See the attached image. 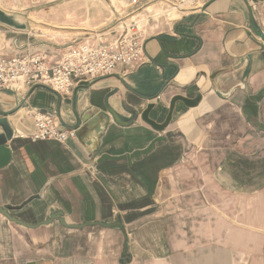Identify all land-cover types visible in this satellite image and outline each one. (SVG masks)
<instances>
[{"label":"crops","instance_id":"0c3cea01","mask_svg":"<svg viewBox=\"0 0 264 264\" xmlns=\"http://www.w3.org/2000/svg\"><path fill=\"white\" fill-rule=\"evenodd\" d=\"M113 6L0 0V56L30 50L55 62L60 46L116 17ZM147 6L156 22L136 67L69 95L0 90V117L14 129L0 206L29 224L52 214L116 224L30 228L0 213V264H264V0H210L176 19ZM178 95L201 98L177 100L161 130L143 120L152 103L149 117L163 123ZM32 108L55 112L75 135L23 136L34 131Z\"/></svg>","mask_w":264,"mask_h":264},{"label":"built area","instance_id":"2783aa9c","mask_svg":"<svg viewBox=\"0 0 264 264\" xmlns=\"http://www.w3.org/2000/svg\"><path fill=\"white\" fill-rule=\"evenodd\" d=\"M130 10V23L123 21L121 31L114 30V37L89 34L71 39L60 46L59 58L51 62L48 55L38 51H24L0 56V90L47 86L61 95H69L84 81H93L113 74L119 65L136 67L145 53L147 29L134 21L147 9L150 2L165 5L173 10H201L210 0H118ZM168 9L165 11L168 12ZM134 13H139L134 16ZM164 13V12H163ZM170 15V13H167ZM149 19V17H148ZM34 131L23 134L33 141L56 140L65 142L75 135V130L61 126L55 112L37 108L29 110Z\"/></svg>","mask_w":264,"mask_h":264},{"label":"water","instance_id":"95a60500","mask_svg":"<svg viewBox=\"0 0 264 264\" xmlns=\"http://www.w3.org/2000/svg\"><path fill=\"white\" fill-rule=\"evenodd\" d=\"M200 98H201V95H198L194 99L186 98V97L179 96V95L175 96L171 100L168 114H167L163 123L159 124L156 121H154L152 118L149 117V113H150L151 109L154 107V105L152 103L149 104L147 109L142 113V118L144 121L149 123L155 129L161 130L172 119L173 111H174L175 104H176L177 100H182L187 106H194L200 100ZM110 113L113 115V117L116 121L121 120V118L115 112L110 111ZM93 117H95L94 113L89 112L83 116V122H85V124H89L88 122H90ZM98 119H100V116H96L94 121H97ZM93 122H92V124H93ZM89 125L91 126V123ZM0 127H1V132H0V168H2V167H5L7 164H9V162L11 161V158H12V153H11V150L9 148L8 142L10 140H12V138H13L14 129L10 125L7 116H1L0 117ZM75 133H76V131H75ZM0 213L3 214L5 217H7L10 221L17 223V224H20V225H23V226H26V227H30V228L37 227L41 224H48L55 218H58L63 225H65L66 227H69V228H82V227L88 226V225H101V226H105V227H112V226L116 225L114 223H103V222L85 223V224H70V223H67L65 221V219L62 217V214H52L48 219H46L44 221H41L37 224H29V223L24 222L21 219H18L14 215H12L8 207H1L0 206Z\"/></svg>","mask_w":264,"mask_h":264},{"label":"rangeland","instance_id":"374dc122","mask_svg":"<svg viewBox=\"0 0 264 264\" xmlns=\"http://www.w3.org/2000/svg\"><path fill=\"white\" fill-rule=\"evenodd\" d=\"M114 9H116L117 11L119 10V14L117 13L116 17H114L110 22H108V24L104 25L101 28H97V29H91L89 31H87V34L82 35L81 37H85L86 35L89 34H105L107 32V36L106 38L110 39V36H114L116 34H112V31L116 30L117 31H121V26L123 25V21H127L126 23H130V17L133 16L132 14H130V11L126 8V6L122 3L119 2L118 0H114ZM148 10L149 12H141V15H139L138 17H135L134 21H138L140 25H142L143 27L145 26V29H147V27H153L154 23L153 19H148V17L150 15H153L156 11L154 10V8H150L149 6ZM168 9L167 6L163 9H160L161 12L163 10ZM165 15H167V13H170V15H168V18L171 19H176V18H180L181 16L187 14L186 12H189L188 10H173L171 8L168 9L167 11H163ZM139 13H134V16L137 15ZM153 23V24H152Z\"/></svg>","mask_w":264,"mask_h":264}]
</instances>
